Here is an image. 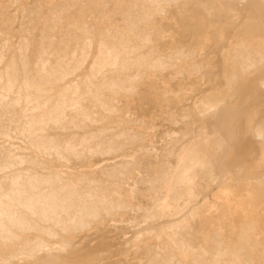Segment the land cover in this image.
Returning a JSON list of instances; mask_svg holds the SVG:
<instances>
[{"label": "rangeland", "instance_id": "obj_1", "mask_svg": "<svg viewBox=\"0 0 264 264\" xmlns=\"http://www.w3.org/2000/svg\"><path fill=\"white\" fill-rule=\"evenodd\" d=\"M0 56V264H264V0H0Z\"/></svg>", "mask_w": 264, "mask_h": 264}, {"label": "bare ground", "instance_id": "obj_2", "mask_svg": "<svg viewBox=\"0 0 264 264\" xmlns=\"http://www.w3.org/2000/svg\"><path fill=\"white\" fill-rule=\"evenodd\" d=\"M263 4V3H262ZM14 12V11H13ZM64 12V11H63ZM44 21V20H43ZM91 30V29H90ZM23 40V39H22ZM226 46V45H225ZM47 49V48H46ZM73 53V52H72ZM1 57V56H0ZM66 58V57H65ZM108 60V59H107ZM3 63V62H2ZM146 64V63H145ZM88 68V67H87ZM14 69V68H13ZM240 70V69H239ZM89 71V70H88ZM127 71V70H126ZM70 72V71H69ZM100 72V71H99ZM114 72V71H113ZM121 72V71H120ZM41 73V72H40ZM11 74V73H10ZM39 74V73H38ZM43 74V73H42ZM10 76V75H9ZM53 76V75H52ZM51 76V77H52ZM4 78H6V77H4ZM43 80H45V79H43ZM86 80V79H85ZM102 80V79H101ZM87 81V80H86ZM111 81V80H110ZM12 83H13V81L12 80H8L6 83L4 82V81H2V80H0V86H2L3 88H4V86L6 85V86H8V88H9V86H11L12 85ZM3 84V85H2ZM123 87V86H122ZM11 88V87H10ZM77 89V88H76ZM108 89V88H107ZM127 89V88H126ZM91 90V89H90ZM106 90V89H105ZM89 91V90H88ZM103 91V90H102ZM1 99V98H0ZM81 100V99H80ZM79 100V101H80ZM195 101V100H194ZM14 103V102H13ZM12 102H8V101H5L4 99H1L0 100V110H2V111H9V112H11V110H13L14 109V107H15V105L13 104ZM72 103V102H71ZM87 106V105H86ZM75 107V106H74ZM11 109V110H10ZM64 110V109H63ZM74 110V109H73ZM80 110V109H79ZM82 110V109H81ZM70 111V110H69ZM78 116V115H77ZM8 131V130H7ZM94 132V131H93ZM1 133V132H0ZM253 133V132H252ZM29 134V133H28ZM3 134H1V136H2ZM126 135V134H125ZM12 136V135H11ZM7 140V139H6ZM10 140V139H9ZM52 140V139H51ZM94 140V139H93ZM17 147V146H16ZM31 150V149H30ZM18 152V151H17ZM13 153V152H12ZM11 156V155H10ZM82 157V156H81ZM37 167V166H36ZM227 176V175H226ZM17 181V180H16ZM220 182V181H219ZM15 184V183H14ZM10 188H12V187H10ZM227 191V190H226ZM15 192V191H14ZM6 193V192H5ZM9 193V192H8ZM14 195H16V194H14ZM217 195V194H216ZM3 197H4V195H2ZM13 196V195H12ZM4 199H6V197L4 198ZM165 199V198H164ZM231 199V198H230ZM219 200V199H218ZM166 201V200H165ZM165 201H163V202H165ZM162 202V203H163ZM223 202V201H222ZM36 203V202H35ZM164 204V203H163ZM3 205V204H2ZM33 205V204H32ZM36 205V204H35ZM3 208V207H2ZM222 208V207H221ZM32 209V208H31ZM33 210V209H32ZM29 216V215H28ZM11 217V216H10ZM13 218V217H12ZM1 220V219H0ZM10 221V220H9ZM2 222V221H1ZM5 222V221H4ZM12 222V221H11ZM18 223V222H17ZM8 225V224H7ZM17 227V226H16ZM3 228V227H2ZM2 230V229H1ZM4 231V230H3ZM6 231V230H5ZM3 235V234H2ZM20 236V235H19ZM73 236V235H72ZM1 239V238H0ZM9 240V239H8ZM19 240V239H18ZM4 241H5V239H4ZM171 245V244H170ZM28 255V254H27ZM141 256V255H140ZM151 259V258H150ZM157 261V260H156ZM152 262V261H151Z\"/></svg>", "mask_w": 264, "mask_h": 264}]
</instances>
